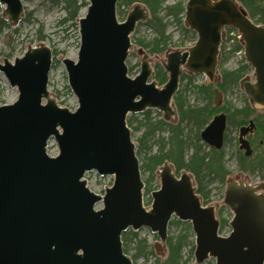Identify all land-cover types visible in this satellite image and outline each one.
I'll list each match as a JSON object with an SVG mask.
<instances>
[{"label": "water", "instance_id": "obj_1", "mask_svg": "<svg viewBox=\"0 0 264 264\" xmlns=\"http://www.w3.org/2000/svg\"><path fill=\"white\" fill-rule=\"evenodd\" d=\"M77 18L76 61L62 58L67 86L77 99L71 111L49 92L51 48L28 47L0 72L17 98L0 105V264H133L124 253L122 234L148 229L158 238L155 255L166 253L168 226L175 218L194 233V262L264 264V182L242 171L225 178L222 201L203 205L193 175L176 174L165 161L155 172L159 188L145 206L136 144L129 115L155 111L176 125L174 98L182 75L201 76L213 86V107L222 105L219 66L226 29L235 31L252 75L239 80L250 108L264 112V25L255 23L237 0H187L184 27L196 35L193 45L167 49L160 60L166 82L154 80V65L139 47V72L129 76L126 60L132 34L148 20L145 4L131 5L121 22L119 0H87ZM2 20L16 26L24 16L21 0H0ZM226 115L218 114L200 132L210 148L220 150ZM252 121L238 130L239 149H252L245 136ZM54 140L58 152L48 154ZM112 178L103 194L92 192L85 175ZM100 206L99 208H96ZM219 206L231 213L228 236L219 234Z\"/></svg>", "mask_w": 264, "mask_h": 264}, {"label": "rangeland", "instance_id": "obj_2", "mask_svg": "<svg viewBox=\"0 0 264 264\" xmlns=\"http://www.w3.org/2000/svg\"><path fill=\"white\" fill-rule=\"evenodd\" d=\"M24 7V16L22 20L16 26L8 25L0 34V63L3 59H7L13 62L15 57H21L23 52L30 46H37L41 43L49 46L53 52V63L52 68L49 73V83L48 90L57 99L59 105L67 107L71 111H74L77 107V99L70 92L67 86V76L63 65L60 63L62 58H69L76 61L78 49H79V35L76 20L63 22L64 11L61 5L54 4L50 0H21ZM85 1L87 0H79ZM187 0H165L163 2V7L173 6L178 2L185 3ZM120 3V1H119ZM118 3V4H119ZM130 6H121L118 9L117 6V18L121 22L125 19L126 13ZM2 9L0 7V18L2 19ZM86 7L81 8L78 13V18L85 14ZM29 15V17H28ZM150 15L148 20L150 19ZM158 17L164 18L165 35L169 37V42L167 44V49L175 48H185L194 44L196 41V35L190 31L189 34L185 33L183 29H186L183 25L178 24L171 17L165 15V11H161ZM27 18L29 20H27ZM148 20L139 23L135 32L132 34V48L130 49V55L126 60L128 69H131L129 76L134 77L139 72V59L135 53V50L139 48L136 44V39H142L145 42H150L156 37V33L152 29ZM187 30V29H186ZM231 39L225 44L224 58L220 60L219 73L223 71H235L239 69L242 65H247L243 53L241 52H231V49L235 45V35H229ZM39 37H43L40 41ZM144 49V48H143ZM166 49V50H167ZM145 50V49H144ZM146 53L155 64L160 65V60L164 55V52L159 55H151L145 50ZM55 53V54H54ZM251 76L252 71L248 67L244 71L243 76ZM203 83L202 77H193L191 80L184 78L180 83V88L176 96L183 98L184 101L192 106H201L204 104L205 100L196 98L195 94L192 92V86H199ZM175 96V97H176ZM222 106L232 108H241L244 104L243 94L239 87V81L237 87L230 86L226 89V92H222ZM17 98V92L15 89L11 88L5 79L4 75L0 72V105L11 104ZM176 107V106H175ZM177 110V108H176ZM225 113V112H224ZM264 113V112H262ZM178 114V111H177ZM135 118H131L130 124L128 120L130 116L127 117V124L131 130V139L136 144V155L139 160V167L141 165V160L144 157L145 151L138 153V138L143 132V127L140 126L146 119L144 114L135 115ZM148 119L154 123L156 121L162 120L161 115L155 111H150ZM163 121V120H162ZM168 125H172L167 123ZM205 127V126H204ZM182 128L184 129V134L186 135L187 149L186 158H188L192 153V148L190 145L201 146L203 152H208L209 147L207 144L203 143L199 138V142L194 140L196 131L191 128L189 124L183 122ZM204 129V128H203ZM201 129V131L203 130ZM200 131V132H201ZM170 131L167 129L158 130L152 138L151 142H155L159 138L167 139L170 135ZM226 139L223 140V157L222 162L225 169L228 171V175L232 176L239 172L238 165V130L234 126H229L225 133ZM256 146V144H255ZM254 146V147H255ZM157 146L152 145L150 150L151 153H155ZM58 148L54 140H50L48 143V154L54 156L57 154ZM252 156V155H251ZM250 156V157H251ZM181 172V171H180ZM177 173V175L180 174ZM249 175V174H248ZM250 179L253 182H263L264 180L260 177V172L252 173ZM87 179V184L89 189L97 194H103L104 188L112 184V178L110 177H99L95 172H90L85 175ZM148 175L141 174V180L145 183ZM151 190L148 194L145 193V188L143 191V201L145 206H149L151 199L150 193L156 191L159 188L158 179H155L151 183ZM195 187H197L195 183ZM225 188L224 184H221L218 179L206 184L204 191L207 193L206 200L202 199L203 205L209 204H219L223 198V192ZM97 206L96 208H99ZM218 218L225 219L227 224L219 231L221 236H227L230 233V227L228 226V221L231 219V213L227 208L219 206L217 211ZM128 232V231H127ZM133 233V232H132ZM185 236V244L181 250L180 257L183 264H193L194 257V233L191 229L189 223L180 222L173 218L168 226V238L176 239L178 236ZM127 239V255L133 260V256L137 255L133 260V264H155L156 260L158 263H163L169 256V249L166 246V253L163 257H157L155 255L153 245L158 238L155 234H152L148 229L141 228L136 232V237H133L131 231H129L125 237ZM131 238V240H130ZM167 238V239H168ZM124 249V248H123ZM137 249H140V255L137 253ZM152 252V254H151ZM214 264V261H210ZM207 264V263H204Z\"/></svg>", "mask_w": 264, "mask_h": 264}, {"label": "trees", "instance_id": "obj_3", "mask_svg": "<svg viewBox=\"0 0 264 264\" xmlns=\"http://www.w3.org/2000/svg\"><path fill=\"white\" fill-rule=\"evenodd\" d=\"M54 4L61 5L64 11L63 22L74 21L78 18V13L81 8L87 7L88 3L79 0H50ZM118 9L121 6H130L133 3L141 2L146 5L150 12V19L148 23L151 25L152 29L156 33V37L150 41L145 42L142 39H136V44L139 47L144 48L151 55L162 54L167 49V44L169 42V37L165 35V27L163 17H158L161 11H165V15L171 17L175 22L182 25L184 5L185 3L178 2L173 6L163 7V2L165 0H119ZM185 1V0H184ZM248 12L250 18L257 24L264 25V0H237ZM29 17V15H28ZM27 20H29L27 18ZM8 28L5 21L0 18V34L2 31ZM187 34L190 33L189 30L183 29ZM231 30H227V40L226 43L231 39L229 34ZM42 41L43 37H39ZM236 43L231 49V52H241L242 47L235 39ZM225 43V44H226ZM225 44L222 46V57L224 58ZM55 54V53H54ZM222 60V59H221ZM248 68L247 65H242L239 69L235 71H223L221 72V83L217 85L218 89L225 93L226 89L230 86L237 87L238 81ZM154 80L162 85L166 82V74L162 70L159 64H155L154 68ZM131 69H129V72ZM186 76L181 77V82ZM189 80L191 78L186 77ZM192 92L195 94L196 98L205 100L204 104L201 106H192L187 104L183 98L175 97V106L178 111L179 121L177 125H168L162 120L152 123L148 116L150 111L144 113L146 117L145 121L140 124L143 127V132L138 138V153L145 151L144 157L141 160L140 170L141 174L148 175L145 181V193L148 194L151 190V183L155 179L156 170L165 162L168 161L172 163L178 173L181 170H186L190 172L197 185L196 192L206 200L207 193L204 191L206 184L218 179L221 184H224L225 177L228 175V171L225 169L222 157L223 151L209 148L208 152H203L201 146L190 145L192 148L191 155L186 158L187 141L186 135L184 134V129L182 128L183 122H186L194 128L196 131L195 139L199 142L200 131L206 126L211 119L219 112H225L227 126H234L237 130L243 126H247L250 121L255 124V132L253 136L248 139L251 149L252 156L245 157L244 153L239 149L238 152V165L239 170L243 173L251 175L255 172H260V177L264 180V113H257L252 110L245 97H243V106L241 108H230V107H220L216 109L212 105V87L204 86L203 84L199 86H192ZM135 115H131L128 123L130 124L131 118H135ZM227 127V128H228ZM167 129L170 135L167 139L159 138L154 143L151 142L158 130ZM156 145L155 153H151L150 150L152 145ZM256 144V146H255ZM255 146V147H254ZM220 230L227 224L225 219L220 220ZM129 232V231H128ZM123 233V250L127 254V245L125 238L127 233ZM133 237H136V233H132ZM131 240V238H130ZM185 236L180 235L176 239L168 238L167 247L169 249V256L161 264H183L181 262L180 253L185 244ZM137 254L140 255V249H137ZM152 254V252H151ZM137 255L133 256V260ZM155 264L158 263L156 260ZM207 264H212L207 262Z\"/></svg>", "mask_w": 264, "mask_h": 264}, {"label": "flooded vegetation", "instance_id": "obj_4", "mask_svg": "<svg viewBox=\"0 0 264 264\" xmlns=\"http://www.w3.org/2000/svg\"><path fill=\"white\" fill-rule=\"evenodd\" d=\"M182 76H186V77H189V76H187V75H182ZM181 76V77H182ZM185 77V78H186ZM189 78H191V77H189ZM212 91H213V87H212ZM220 113V112H219ZM219 113H217V114H219ZM216 114V115H217ZM253 122V121H252ZM254 123V122H253ZM227 120H226V128H225V131H224V134H223V139H226V136H225V133H226V130H227ZM254 132H255V124H254V130L252 131V132H250V133H248L246 136H245V139H250L252 136H253V134H254ZM238 139V138H237ZM249 142V141H248ZM250 144V143H249Z\"/></svg>", "mask_w": 264, "mask_h": 264}]
</instances>
